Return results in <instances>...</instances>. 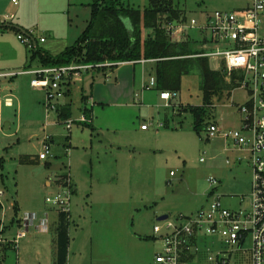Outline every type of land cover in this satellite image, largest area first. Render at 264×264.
I'll return each instance as SVG.
<instances>
[{"label":"rangeland","instance_id":"374dc122","mask_svg":"<svg viewBox=\"0 0 264 264\" xmlns=\"http://www.w3.org/2000/svg\"><path fill=\"white\" fill-rule=\"evenodd\" d=\"M119 1L141 12L149 6V0ZM249 1L175 0L188 20L216 11L235 12ZM15 2L0 0V18L13 15L7 24L30 33L39 49L53 54L73 46L83 35L95 4V0ZM169 20L165 16L159 28L164 29ZM123 22L130 28L129 19L124 18ZM19 34L24 36L21 31L0 30V72L42 68L34 50L18 40ZM139 34L142 41L153 36L143 24ZM191 34L187 40L198 51L199 43L194 39L200 35ZM41 38L46 42L41 43ZM210 64L213 70L223 66L214 60ZM135 69L134 104L128 107L83 100L92 95V84L103 87L115 83L116 70L106 74L90 71L75 79L70 95L60 101L61 106L70 104L71 116L67 120L60 119L56 111L47 113L45 93L31 87L32 76L3 82L0 264H51L59 211L46 199L65 191L57 182L66 177L76 189L70 201L69 219L73 264H156L155 256L163 253V242L154 233V226H163L164 222L157 220L160 216L168 215L175 222L179 215L198 213L217 197L229 211H249L244 208L252 194L249 147L241 148L232 138L222 135L209 139L206 129L209 124H216L223 135L240 132L249 138L243 130L240 108L252 94L246 89H234L205 107L200 79L191 73L182 78L177 97L165 102L160 99L162 91L158 85L143 89L155 76V62L137 64ZM6 98H11V106H7ZM197 107L208 113L206 127L200 130H195L189 112ZM84 114L92 118V124L79 123ZM68 121L75 122L71 130L67 129ZM143 125L148 130H142ZM42 135L44 138H40ZM47 143L50 153L42 161L39 155ZM211 178L220 183L217 188L210 186ZM47 181L52 183L51 188L46 187ZM26 215H35L36 219L16 247L13 242L16 233L25 230ZM45 216L47 233L37 229ZM196 244L198 250L190 253L194 256L192 264H212L209 257L221 251L231 253L218 238L200 234ZM251 249L249 237L241 248L232 251L231 264H251Z\"/></svg>","mask_w":264,"mask_h":264},{"label":"built area","instance_id":"2783aa9c","mask_svg":"<svg viewBox=\"0 0 264 264\" xmlns=\"http://www.w3.org/2000/svg\"><path fill=\"white\" fill-rule=\"evenodd\" d=\"M13 3L16 4L15 0ZM14 16L0 18V24H7ZM164 29L175 42L187 39L191 32L200 35L197 39L200 54L196 57L214 60L225 66L228 75L237 73L242 77L240 89L248 90L251 99L240 108L243 119V130L250 136L246 138L240 132L222 134L216 124L207 127L209 139L220 135L223 138H232L239 147H249L251 164L253 168L251 201L245 203L244 208L249 211H229L224 208L220 197L210 202L198 213L190 216L179 215L175 222L169 218L163 221V226H154V233L159 235L163 242V253L155 256L156 264H182L185 253L196 251L197 244L192 241L200 234L211 238H218L226 248L234 251L241 248L249 237L252 238L251 264H264V0H250V5L235 12L216 11L203 18H192L186 23L169 22ZM30 34V33H29ZM18 40L29 49L35 47L34 39L18 35ZM45 40L40 39L43 43ZM149 62V61H148ZM127 62L106 61L101 64H71L67 66L42 67L36 70H23L19 72H0V106L4 98L3 82L17 77L32 76L31 87L43 90L45 93L44 106L47 113L58 112L60 101L67 97L75 79L82 77L83 73L106 69L111 71ZM145 64L147 61L131 62ZM157 80L151 76L144 85V89L156 87ZM177 97L176 92H161L160 99L170 102ZM8 99V98H7ZM12 105L11 99L6 100ZM169 106V104H166ZM92 118L81 117L79 123H91ZM75 122L68 121L67 129L71 130ZM162 127V126H159ZM143 125L142 130H148ZM45 151L39 155L40 160H46L50 147L45 145ZM204 162V159H201ZM212 188H217V179L208 180ZM58 185L65 188L63 193L48 196L46 202L57 207L59 213L70 219V201L74 188L68 177L59 179ZM3 196L0 190V198ZM35 215H26L24 229L18 233L13 242L23 239L33 225ZM39 231L47 232L48 217L45 216L38 225ZM231 253L221 251L215 257H209L212 264H231Z\"/></svg>","mask_w":264,"mask_h":264},{"label":"trees","instance_id":"16d2710c","mask_svg":"<svg viewBox=\"0 0 264 264\" xmlns=\"http://www.w3.org/2000/svg\"><path fill=\"white\" fill-rule=\"evenodd\" d=\"M182 15V10L175 0H149V6L143 12L123 6L119 0H95L91 20L73 46L66 48L57 56H52L36 45L33 48L34 56L39 58L42 67L67 66L73 63L101 64L106 61L127 63L153 61L157 85L162 92L179 91L182 78L195 73L200 79V90L206 107L212 104L214 98L221 99L225 93L238 89L242 77L237 73L228 75L225 66L213 70L209 59L196 57L200 50L197 51L189 39L175 42L165 29L159 28V23L165 16H169V21L173 23L188 22V18ZM124 18L130 21L131 26L128 29L123 22ZM140 24L150 29L153 36L142 41L139 34ZM3 25L10 27L0 30L19 33L11 24ZM194 41L197 42L195 39ZM99 71L107 73L106 69ZM66 95L69 96L70 91ZM83 100H88V97L84 96ZM183 111L186 112L187 109ZM189 112L193 116L195 130L206 127L208 113L205 108H191ZM58 114L62 120L69 119L70 107L61 106ZM192 243L195 245L196 241ZM69 244V219L60 213L56 230V264H68ZM190 253L183 255L182 263L192 264L194 256Z\"/></svg>","mask_w":264,"mask_h":264},{"label":"crops","instance_id":"0c3cea01","mask_svg":"<svg viewBox=\"0 0 264 264\" xmlns=\"http://www.w3.org/2000/svg\"><path fill=\"white\" fill-rule=\"evenodd\" d=\"M249 5H250V1L246 5V7H248ZM246 7H244V8H246ZM41 39H43V38H41ZM34 41H35V39H34ZM45 42L46 41H44L43 43H45ZM45 51H47V50H45ZM48 53L52 56H57V55L61 54V53L53 54L50 51H48ZM39 65L41 66L40 62H39ZM136 65L137 64L126 63L122 66H119V67L111 70L112 72H114L116 70V76H115L116 82L113 84H106L103 87H98L97 85L92 84V87H91L92 95L88 99H91L93 104H98V105H102V106H105V105H113L114 106V104H115V105H118L121 107H124V106L128 107L130 105H133L134 104L133 103L134 96H135V86H136V69H135ZM141 65H145V64H141ZM22 66H24V64ZM111 71H106V72L108 73ZM143 89H144V86H143ZM119 98H123V101H119ZM8 99H11V98H8ZM8 99L6 98V100H8ZM114 101H116V102H114ZM6 104H9V103L6 102ZM64 106L70 107V104L67 102ZM8 128H9V124H6L5 129L8 130ZM40 138H44V135H42ZM47 144L49 145V143H47ZM3 164H4V162L2 161V164L0 163V168H3ZM46 187L51 188L52 183L50 181H47ZM75 190L76 189L74 188V193H75ZM163 214H165V213H163ZM162 216H165V215H162ZM162 216H160V217H162ZM159 218H157V220ZM37 229L39 231L38 227H37ZM56 230H57V227H56ZM56 230H55V238L53 239L54 240L53 241V243H54L53 249L54 250H53V254H52L51 264H56V251H57L56 250ZM47 232H49V226H48ZM47 232H45V233H47ZM17 233H16V236H17ZM70 249H71V243L69 244L68 264H73L74 256H72V254L70 253ZM78 263H79V261H78Z\"/></svg>","mask_w":264,"mask_h":264},{"label":"water","instance_id":"95a60500","mask_svg":"<svg viewBox=\"0 0 264 264\" xmlns=\"http://www.w3.org/2000/svg\"><path fill=\"white\" fill-rule=\"evenodd\" d=\"M8 27H10L9 25H1L0 24V29H3V28H8ZM19 31H21L25 36H27V37H30L29 36V34H27L25 31H22L21 29H19V28H17ZM37 45V42H35V46ZM168 216L167 215H165V216H162V217H160L159 219H158V221L159 222H163V221H166V220H168ZM41 232V231H40Z\"/></svg>","mask_w":264,"mask_h":264}]
</instances>
